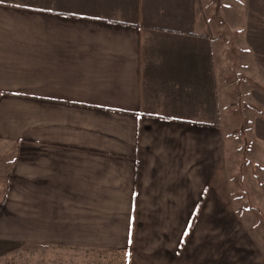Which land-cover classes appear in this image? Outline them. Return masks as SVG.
Instances as JSON below:
<instances>
[{"label":"crops","instance_id":"0c3cea01","mask_svg":"<svg viewBox=\"0 0 264 264\" xmlns=\"http://www.w3.org/2000/svg\"><path fill=\"white\" fill-rule=\"evenodd\" d=\"M242 5L264 83V0ZM216 51L205 0L1 1L0 143L15 150L0 247L215 264L214 224L231 221ZM249 124L264 145V119Z\"/></svg>","mask_w":264,"mask_h":264},{"label":"rangeland","instance_id":"374dc122","mask_svg":"<svg viewBox=\"0 0 264 264\" xmlns=\"http://www.w3.org/2000/svg\"><path fill=\"white\" fill-rule=\"evenodd\" d=\"M241 2L243 0H205L219 60L216 79L223 106L220 130L231 211L227 228L225 224H214L215 264H264V145L257 142L249 124L257 116L264 119V106L260 104V99L264 101L261 87L264 83L254 75L251 55L244 45L246 9ZM13 150L14 145L0 143V156ZM7 162L5 157H0V202ZM4 247H0L6 252L2 254L0 250V264H126L125 254L119 251Z\"/></svg>","mask_w":264,"mask_h":264},{"label":"trees","instance_id":"16d2710c","mask_svg":"<svg viewBox=\"0 0 264 264\" xmlns=\"http://www.w3.org/2000/svg\"><path fill=\"white\" fill-rule=\"evenodd\" d=\"M209 22H210V20H209ZM247 52H248V51H247ZM249 67H250V66H249ZM249 67H248V69H250V68H251V67H250V68H249ZM258 83H259V82H258ZM259 84H260V86L262 85V83H259ZM261 87H263V89H262V90H264V86L262 85ZM263 93H264V92H263ZM262 115H264V114H262Z\"/></svg>","mask_w":264,"mask_h":264}]
</instances>
